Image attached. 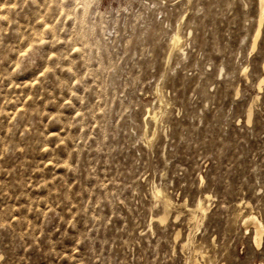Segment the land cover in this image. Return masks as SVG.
I'll return each instance as SVG.
<instances>
[{"label": "rangeland", "instance_id": "obj_1", "mask_svg": "<svg viewBox=\"0 0 264 264\" xmlns=\"http://www.w3.org/2000/svg\"><path fill=\"white\" fill-rule=\"evenodd\" d=\"M259 14L0 0V264H264Z\"/></svg>", "mask_w": 264, "mask_h": 264}, {"label": "bare ground", "instance_id": "obj_2", "mask_svg": "<svg viewBox=\"0 0 264 264\" xmlns=\"http://www.w3.org/2000/svg\"><path fill=\"white\" fill-rule=\"evenodd\" d=\"M259 3H260V14H259V25H258V29L256 31V34L254 36V40H253V48H255L256 44H257V40L261 34V30H262V26L264 24V0H259ZM264 27V26H263ZM182 43V37L180 36L179 33H176L173 38H172V44H173V47L174 48H178L179 50L180 49V45ZM183 52V50H182ZM252 117V113H251V110H250V113H249V120L251 119ZM155 118V117H154ZM156 194L157 196H161L162 195V191L161 190H157L156 191ZM169 206V201L168 200H165L164 201V208L167 209V207ZM191 213L193 215L194 218H197V214H202L203 216L206 215L207 213V208L204 206V203L203 201H199L195 207V209L191 210ZM164 218H161V220H164ZM257 224H258V229H257V240L259 239V235L263 229V225L261 222H259L257 220Z\"/></svg>", "mask_w": 264, "mask_h": 264}]
</instances>
